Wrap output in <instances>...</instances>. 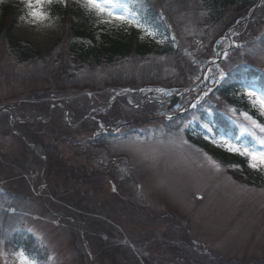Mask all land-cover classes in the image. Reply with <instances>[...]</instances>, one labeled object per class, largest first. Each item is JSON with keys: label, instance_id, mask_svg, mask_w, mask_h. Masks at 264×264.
Returning <instances> with one entry per match:
<instances>
[{"label": "rangeland", "instance_id": "obj_1", "mask_svg": "<svg viewBox=\"0 0 264 264\" xmlns=\"http://www.w3.org/2000/svg\"><path fill=\"white\" fill-rule=\"evenodd\" d=\"M254 1L247 0V6ZM155 2L181 40L175 52L157 49L165 39L118 0H110L111 10L143 27L105 24L100 17L98 22L113 34L140 33L141 41L153 45L144 58L133 55L74 73L68 66L63 74L67 62L53 63L51 48L67 47L52 46L61 25L50 15L35 24L20 18L14 28L16 36L44 51L31 61L12 52L3 38L0 264L38 263L21 252L9 256L4 251L18 227L45 248L44 264H122L120 254L113 258L117 262L110 261L107 246L121 247L139 264H264V171L246 161L247 170L262 177L250 179L235 162L245 157L227 146L264 150L228 136L213 139L210 126L196 122L193 113L192 122H185L187 111L209 97L204 92L217 87L233 67L245 61L264 67V0L249 17L243 12L247 6L224 16L227 21L238 16L241 30L224 27L221 35L227 34L217 39L212 28L200 40L194 39L204 17L198 0ZM248 90L257 96L264 90L246 84L238 92L249 110L239 111L217 94H210V102L230 112L240 133L261 142L264 131L257 125H264V115L245 95ZM169 117L175 119L164 121ZM17 121L23 129V122L27 128L32 124L31 131L47 143L48 156L37 155L30 143L35 134L24 131L26 142ZM194 123L198 136L190 138L186 127ZM231 158L234 163L224 162Z\"/></svg>", "mask_w": 264, "mask_h": 264}, {"label": "trees", "instance_id": "obj_2", "mask_svg": "<svg viewBox=\"0 0 264 264\" xmlns=\"http://www.w3.org/2000/svg\"><path fill=\"white\" fill-rule=\"evenodd\" d=\"M198 1L201 9L203 10L204 16L200 20L199 26L197 25V29L199 27L200 30V36L197 35V29L194 30V35L199 39H204L203 32H207L208 29L213 28V31H221L224 27H228L230 23H233L236 20L237 16L233 18V20L228 21L224 19V16L229 12L238 14L241 12L238 8L244 9V7L247 6V0ZM127 2L131 4L133 8H136L140 13H142L144 18L154 28H156L157 31L168 34V28L159 12V2L156 3L155 0H127ZM247 8L248 7H246L243 11L244 13ZM21 11V6H16L10 0L3 1L0 21V44L4 42L3 38H6L5 40L9 41L8 47L15 50L12 52L16 55L19 54L20 58H26L24 61H31L33 60V57L43 55L41 53L44 51L42 52L37 45L26 40H22L15 35L14 28L17 24L19 16L21 15ZM47 11L53 18L58 19L61 24V34L59 37L61 38V41L58 42V38L52 46L63 48L62 45H64L67 47L66 50L63 48V51L51 48V50L55 52L53 55L54 58H52L53 63H58L60 60H65L67 62V68L65 67L66 69L63 70V74L67 72L68 66L70 71L74 73L81 71L82 69L103 67L106 66V64L114 63L116 60L127 59L131 56L133 57V55L137 58H144L151 52L152 45L138 42L137 37L129 35V33H120L119 31L113 34L97 28L92 14H89L84 9L83 5L78 3L77 0H65L63 4L54 2L51 6H47ZM62 34L63 37L61 36ZM209 38H212V35L209 36L208 39ZM157 49H164L162 52H175L171 48L170 44H166V46L163 47H157ZM247 73L252 77L259 76L258 73L251 70H248ZM228 84L230 87H225L221 91L223 96L230 95L232 93L231 89L237 88L239 83L235 82L233 84ZM215 121L221 125L224 130H231L227 120L219 114L215 115ZM26 126L27 125L25 124L24 131H31L33 128L32 125L28 126V128ZM39 127L43 128L44 125L41 124ZM31 134H35L34 131H31ZM34 140H36L42 147H47V143L42 141L37 134H35ZM61 173V170H58L56 175L61 176ZM250 179L258 178L250 177ZM16 241H21V243L29 246L27 244L28 241L23 238H20V240L17 238ZM114 248H116L115 253H112V249L108 248V251L111 253L110 261H112L117 254H120V261L115 259L113 260L114 263L118 261L122 264H135L133 256H127L125 252L120 251L118 246Z\"/></svg>", "mask_w": 264, "mask_h": 264}, {"label": "snow or ice", "instance_id": "obj_3", "mask_svg": "<svg viewBox=\"0 0 264 264\" xmlns=\"http://www.w3.org/2000/svg\"><path fill=\"white\" fill-rule=\"evenodd\" d=\"M54 2L64 3V0H23L26 8V16L21 17L22 20H27L29 23H39L49 19V16L45 10V6H51ZM78 3L89 10H94L98 17H100L105 24L119 23L122 25H134L138 28L143 26L135 19L129 17L127 14H116L111 10L110 0H77ZM225 55H227L225 53ZM223 72L220 73V77L223 78ZM216 81L214 80V83ZM211 91V90H209ZM208 92H204V96H208ZM246 96L252 98L251 102L253 105L259 107L261 115H264V96H257V93L252 90H248L245 93ZM246 118L251 119L245 114ZM171 119V117H169ZM255 123V121H253ZM261 131H264V125H257ZM228 150L233 151L240 156L246 158V161L250 168L258 171H264V151L257 152L254 150L239 149L234 146L228 145ZM233 167H236L233 165Z\"/></svg>", "mask_w": 264, "mask_h": 264}]
</instances>
